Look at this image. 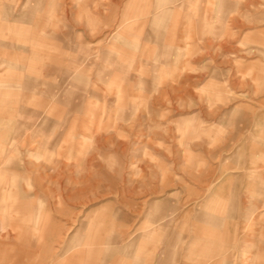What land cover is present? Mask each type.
Wrapping results in <instances>:
<instances>
[{"label": "rangeland", "instance_id": "1", "mask_svg": "<svg viewBox=\"0 0 264 264\" xmlns=\"http://www.w3.org/2000/svg\"><path fill=\"white\" fill-rule=\"evenodd\" d=\"M0 264H264V0H0Z\"/></svg>", "mask_w": 264, "mask_h": 264}]
</instances>
